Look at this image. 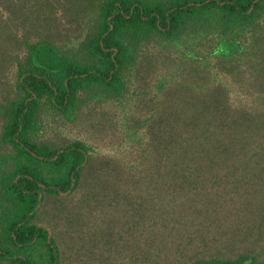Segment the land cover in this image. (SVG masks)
I'll return each instance as SVG.
<instances>
[{
  "label": "trees",
  "instance_id": "obj_1",
  "mask_svg": "<svg viewBox=\"0 0 264 264\" xmlns=\"http://www.w3.org/2000/svg\"><path fill=\"white\" fill-rule=\"evenodd\" d=\"M0 264H264V0H0Z\"/></svg>",
  "mask_w": 264,
  "mask_h": 264
},
{
  "label": "rangeland",
  "instance_id": "obj_2",
  "mask_svg": "<svg viewBox=\"0 0 264 264\" xmlns=\"http://www.w3.org/2000/svg\"><path fill=\"white\" fill-rule=\"evenodd\" d=\"M154 3H156V1ZM92 65V61L84 62L82 65L75 64V66L78 68L88 67L90 69H92ZM83 84L87 85L88 90L86 92L84 91L82 94L83 96L78 98L76 104L78 108L93 112L92 119L89 122H86L87 118L83 117L81 112H76L73 124L67 128L70 130V133L67 134V136L71 139L74 138L76 140H83L86 145L93 149L96 147L99 148V150H106L110 144L108 141L104 144H102L100 141L98 142L103 131H101V128L97 126H100L99 124L103 123L104 126H107V124H109V122L115 118H117V120L120 118V106L118 105L117 97L120 91V80L117 84L114 83L115 88L116 86L118 88V92H116L117 90L114 91L113 88H108L106 84L102 83L101 81L88 80ZM97 91L99 93L96 94ZM134 99L135 98L132 95H128L123 99L122 108L127 109L132 107L135 103ZM97 110L103 111L104 115L97 114ZM46 118V121L51 124L53 119L52 115H46ZM75 132L79 134H75ZM45 133V139L47 140V145L45 146L58 148L64 145L60 137H56L54 129H52L51 126L50 128L49 126L47 127ZM104 134L106 135L107 132L104 131ZM97 150L98 149H95L94 151Z\"/></svg>",
  "mask_w": 264,
  "mask_h": 264
},
{
  "label": "flooded vegetation",
  "instance_id": "obj_3",
  "mask_svg": "<svg viewBox=\"0 0 264 264\" xmlns=\"http://www.w3.org/2000/svg\"><path fill=\"white\" fill-rule=\"evenodd\" d=\"M118 105L120 106V91H119V94H118ZM86 157H87V160H88L89 154L86 155Z\"/></svg>",
  "mask_w": 264,
  "mask_h": 264
},
{
  "label": "water",
  "instance_id": "obj_4",
  "mask_svg": "<svg viewBox=\"0 0 264 264\" xmlns=\"http://www.w3.org/2000/svg\"><path fill=\"white\" fill-rule=\"evenodd\" d=\"M111 28H112V27H111ZM86 162H87V157H85V162H84V164H85ZM84 164H83V165H84Z\"/></svg>",
  "mask_w": 264,
  "mask_h": 264
}]
</instances>
